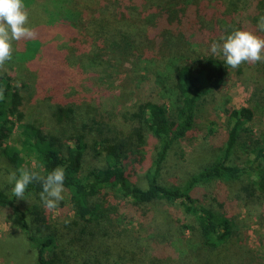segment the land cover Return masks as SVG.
<instances>
[{
	"label": "trees",
	"instance_id": "1",
	"mask_svg": "<svg viewBox=\"0 0 264 264\" xmlns=\"http://www.w3.org/2000/svg\"><path fill=\"white\" fill-rule=\"evenodd\" d=\"M23 3L33 35L12 42V60L0 69V158L18 175L21 168L47 176L62 167L65 199L56 210L71 211L53 223L39 182L29 184L24 199L12 195V184L0 189V210L33 248L35 264H227L235 221L218 211L207 185L244 183L249 202L264 207V131L255 137L248 127L264 94V62L235 69L254 77V103L235 107L225 99L210 122L211 159L178 185L167 183L162 170L171 150L194 132L198 108L221 93L230 69L223 59L186 53L234 30L264 38L257 29L264 0ZM158 44L167 51L162 71L154 63ZM110 47L109 56L122 63L115 69L132 59L144 64L142 93L125 111L124 94L101 87ZM27 117L31 125L19 136L14 125ZM168 209L191 220L175 222L180 248L159 223ZM137 211L149 224L144 233L131 229ZM258 242L264 247V237Z\"/></svg>",
	"mask_w": 264,
	"mask_h": 264
},
{
	"label": "rangeland",
	"instance_id": "2",
	"mask_svg": "<svg viewBox=\"0 0 264 264\" xmlns=\"http://www.w3.org/2000/svg\"><path fill=\"white\" fill-rule=\"evenodd\" d=\"M223 23L226 24L225 19H223ZM228 25L230 26V24ZM214 36H216V34ZM214 41L217 42V38L205 42L203 48L199 46L191 48L192 50L189 51L190 53H186V56L190 59L197 57L198 55L214 56L209 50L211 43ZM159 46L160 44L155 48L158 57H154V63L155 69L162 71L164 68L160 69V67H162L160 62L165 60V58L162 59V56L165 57L167 51H164V47L160 48ZM201 48L202 50H200ZM112 49L113 48L110 47L106 52L107 58L105 59L106 64L102 76L101 87H103L102 89L105 88L111 92L115 97L124 94V101L128 100L125 102V106L120 105V109L121 111H125L126 108H131V106L138 101L142 93V88L139 87L138 89L137 84L139 77L143 75L141 69L144 67V64L142 61L132 59L131 62L125 63L115 69V63L120 65L122 63L117 62V55L109 56L113 54V52H111ZM214 57L222 59L220 56ZM226 75L227 77L221 93L207 97L204 103L196 111L194 132L186 139L180 141V143L171 150L167 159V164H165L164 169L162 170V175L167 183L173 185L181 184L185 179L198 172L203 165L211 159L214 146L211 141V135H209V129L213 126L210 122H215V117L220 115V108L225 99H229L231 105L235 107L254 103H250L253 92L252 86H250V79L254 77H250L248 71L239 70L237 72L235 69L231 68ZM22 79L25 82L28 80L26 78ZM119 84L124 85V87H122L124 90ZM259 99V107L255 110V118L248 124L250 131L255 137H257L260 132L264 131V94H261ZM32 120V117H27L21 124L15 123V132L20 136L22 131L31 125ZM213 128L215 127L213 126L212 129ZM19 136L17 138L21 139ZM16 147L20 148V145L17 144ZM90 160L91 152L85 157V168L91 163ZM31 166L32 168H35L33 162ZM11 171H13L11 165L3 158H0V189H4L5 186L10 185L7 182V176ZM243 184H228L220 181L210 183L207 185L208 188L206 187L207 195H216L217 202L214 205L218 207V204H221L222 206L220 208L219 205L218 211L233 218L235 221V230L232 231V238L225 245L224 249L227 253L226 263L264 264V247L258 242L259 237H264V207L252 205L249 202L245 195V191L242 190L244 187ZM62 195L65 199L64 192ZM69 213H71L69 210L67 212L54 210L51 217L52 222H62ZM168 213L170 214L169 217L164 213L158 215L159 223L163 227L162 232L167 234L166 237H168V240L175 241L174 244H176V248H180L182 247L180 240L183 239L177 240L180 230L178 224L175 222L178 220L181 223H186L187 221L191 223V220L186 219L184 221V218H182L183 215L180 212L177 213L168 209ZM141 215V211H137L134 217H132L133 222L131 229L144 233L146 228L149 227V224ZM184 233V238L186 240L188 238V233ZM160 235L162 236L163 233ZM193 256L195 257L196 254H193ZM0 264H35V252L33 248L23 235L18 234V231L13 226L7 212L1 210Z\"/></svg>",
	"mask_w": 264,
	"mask_h": 264
},
{
	"label": "clouds",
	"instance_id": "3",
	"mask_svg": "<svg viewBox=\"0 0 264 264\" xmlns=\"http://www.w3.org/2000/svg\"><path fill=\"white\" fill-rule=\"evenodd\" d=\"M28 17L23 0H0V69L12 60V42L33 35ZM257 29L264 32V16L259 18ZM209 50L212 55L222 57L224 65L231 69H237L243 63L264 62V38L250 31L234 30L222 36L220 42L211 43ZM2 99L3 89H0ZM64 180L62 167L55 168L47 176L25 168L19 169V175L13 170L7 176V182L13 185L11 193L18 199H24L29 184L41 183L40 200L48 211L56 210L64 199Z\"/></svg>",
	"mask_w": 264,
	"mask_h": 264
}]
</instances>
